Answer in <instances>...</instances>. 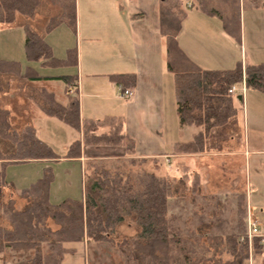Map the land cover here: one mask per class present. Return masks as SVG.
<instances>
[{
    "label": "crops",
    "instance_id": "0c3cea01",
    "mask_svg": "<svg viewBox=\"0 0 264 264\" xmlns=\"http://www.w3.org/2000/svg\"><path fill=\"white\" fill-rule=\"evenodd\" d=\"M247 5L245 0H239L240 39L237 40L227 33L221 17L198 7L196 0H186V16L177 36L179 47L195 64L208 70L232 69L238 63L244 67L264 63V0H260L259 5ZM162 7L163 0H75L76 31L62 23L45 32L46 20L59 14L61 8L50 0L44 1L31 19L32 26L44 35L56 58L65 59L69 49L76 48L78 63L54 67L27 59V63L22 64L23 71L32 67L43 78L27 80L16 76L14 79L20 81L22 87L14 90L8 83L3 84L6 76L0 75V104L11 111L15 127L20 128L16 116L25 118L22 126H34L37 136L52 147L40 132L42 121L48 122L50 116L37 106L36 99L46 89L65 104L75 90L80 100L81 122L106 116L122 117L125 131L135 141L136 152L134 156H126L124 152L115 153L120 152L119 147L83 144L80 157L67 158L70 145L83 138L82 131L71 126L77 132L75 135L68 133L66 153L61 154L52 147L61 156L59 161L78 162L81 171L85 172L86 162L136 159L139 162L138 177L141 178L137 195L133 198L139 209L144 208L145 212L151 213L163 210L167 216L173 211V205L174 209L178 208L179 198L178 190L174 193L176 186L169 183L179 180L187 187L185 202L188 210H197L200 203L211 202L218 207L225 202L248 204V213L258 221L264 241L260 215L264 213V130L250 134L249 108H246L250 88L245 81L240 83V87L235 84L238 90L230 93L235 108L230 125L208 133L201 120L204 107L200 77L171 72L167 67ZM41 20L44 25L39 30L36 25ZM24 22L26 17L18 15L12 24L0 23V29L13 27L21 30L25 44ZM117 74H135L136 80L133 84L120 83L115 78ZM62 75L77 77L78 85L71 88L73 91L68 90L63 80L49 78ZM120 86L133 89V96L121 98ZM35 87L38 88L35 90ZM33 162L45 163L44 168L49 165L48 160L20 164ZM4 180L5 186L0 188V203L3 189L11 193L20 192L30 185L19 188L13 181L6 180V173ZM83 193L81 199H74L85 201V184ZM148 203L149 206L146 205ZM258 205H261L260 214L256 213ZM88 231L86 228L82 240L85 251L89 240H94L89 234L91 228ZM76 243L71 244L75 250ZM13 256L9 250L0 252V264H14L10 259Z\"/></svg>",
    "mask_w": 264,
    "mask_h": 264
},
{
    "label": "trees",
    "instance_id": "16d2710c",
    "mask_svg": "<svg viewBox=\"0 0 264 264\" xmlns=\"http://www.w3.org/2000/svg\"><path fill=\"white\" fill-rule=\"evenodd\" d=\"M44 1L46 0H0V23L12 24L18 15L26 17L23 27L26 35L25 52L29 61H41L44 65L54 67L77 65L76 48L69 49L67 58H56L44 35L32 26L31 19L39 12ZM50 1L57 4L61 12L46 20L45 32L62 23L68 24L76 31L75 0ZM185 1L163 0L161 21L162 33L167 38V67L171 72L200 77V96L204 107L201 120L207 132L213 133L217 128H227L230 119L235 115L229 93L233 85L245 81L247 88L264 93V63L247 64L245 67L238 63L234 68L226 70H208L195 64L181 50L177 41L182 21L186 16ZM248 3L259 5L260 0H245L246 6ZM196 5L221 17L227 33L237 40L240 39L239 0H196ZM2 74L27 80L43 78L34 68L26 67L23 71L19 61L7 59H0V75ZM49 78L63 80L68 90L78 85L76 76ZM115 78L120 83L126 81L129 84L136 80L135 74H117ZM40 95L36 104L45 114L57 117L74 129L82 131L83 138L70 145L65 157H80L83 144L116 146L122 148L126 156L135 155V141L125 131L122 117L106 116L100 120L84 119L81 122L80 100L75 90L65 104L60 103L55 94L46 89H43ZM60 158L51 146L37 136L34 126L27 124L21 128L15 127L11 111L0 104V188L5 186L6 168L10 164L37 160L59 161ZM52 181L53 168L48 165L44 168L41 178L21 189L20 194L29 198V203L23 209L16 207L13 198L0 205V218L7 221V226L0 227V252L9 250L19 255L21 260L14 264H62L65 254L75 250L71 244L84 240L86 228L89 231L91 228L88 232L93 237L96 234L88 222L87 212L90 206L96 211L102 204L100 181L95 180L89 186L86 185L85 201L67 198L59 203L50 200ZM176 192L177 189L174 190V193ZM177 206L178 208L174 209L173 205V211L167 216L160 209L155 213H145L142 208L143 223H140L142 229L139 236L121 242H115L113 239L107 242L111 241L123 251L126 264H245L250 259L252 250L259 252L264 247L263 236L253 237L250 245L244 211H241L238 223L229 231L224 228L217 229L219 231L210 236L206 233L207 229H215L218 225L205 220L204 216L207 214L203 208L199 210L202 217L191 221L190 217L186 218V214L180 222L183 228L176 227L174 223L182 216V207H179L178 203ZM178 209L180 213L177 212ZM211 215L208 214V218L212 217ZM49 219L59 227L52 229ZM121 220L122 218L119 219ZM99 227H102L101 223ZM102 230L104 228H100V231ZM225 254L230 258H226Z\"/></svg>",
    "mask_w": 264,
    "mask_h": 264
},
{
    "label": "rangeland",
    "instance_id": "374dc122",
    "mask_svg": "<svg viewBox=\"0 0 264 264\" xmlns=\"http://www.w3.org/2000/svg\"><path fill=\"white\" fill-rule=\"evenodd\" d=\"M247 10H249V8H247ZM43 25L44 21L41 20L36 26L39 30H42ZM21 32V30L13 27L0 29V59L17 60L21 65L27 63L25 44ZM1 76H6L3 79L4 85L8 83L10 88L14 90H18L17 87L19 86L22 87L21 82L14 79L16 76L3 74ZM236 85L240 87V83H236ZM37 88L38 87H35V90ZM247 93L248 92H246V97ZM249 93V102L247 98L246 108H249V129L251 134L260 129L264 130V93L255 89H250ZM15 119L18 123L17 126L21 128L25 118L21 116L17 118L16 116ZM42 122L43 125L40 131L42 132V138H46L57 152L65 154L69 147V145H66L68 133L75 135L77 131L68 123L57 117L50 116L48 122L46 120ZM246 125L248 127V121ZM43 133L45 135H43ZM119 150L120 152L116 151L115 153L120 154L124 152L122 148ZM108 152L106 151V153ZM119 159L120 158H114L111 160L86 162L85 172L81 171L78 162L49 161V163H47L53 168V181L50 186V200L52 202H59L66 199L68 196L81 199L84 194V184L86 191V185L89 186L95 180H99L102 187V204L98 206L96 211L93 206H90L87 212L88 222L92 225L94 233L96 231L93 237L95 241L89 240L86 247L87 252L85 251L83 241H78L75 244L76 250L65 257L63 264H126L123 251L119 249L118 246L113 245L111 241L107 242V240L113 239L115 242H121L124 239H131L139 236L142 229L140 223H143L141 215L144 212L142 213L141 209H139V204L133 198L137 195L139 178H141L138 177L139 162L136 159L131 160L132 158ZM44 164L40 162H33L28 165L20 163L10 164L6 168V180L13 181L19 188L27 186L38 177L43 176ZM169 184L173 185V187L176 186L179 196L178 205L182 207V216L174 223L176 227L180 226V222L184 220L182 218H185L186 214V218L190 217L191 221L202 217V214L199 212L201 208L205 210L207 215L212 214L210 218H208L207 215L204 216L206 218L205 220H207L208 223L214 222L213 224L218 225L215 229H207L206 233H209L210 236L216 234L217 231H219L217 229L222 230L224 228L226 231H229L234 227L238 223V216H240L241 211L245 212L246 222L249 211L248 204H243L240 201L236 203L225 202L224 204L222 203L221 207H218L211 202L207 204L200 203L199 208L197 207V210L193 212L187 209V204L185 202L187 187L184 182L180 183L179 180H174V182L171 181ZM14 191L16 190L14 189ZM9 198L15 199V205L18 209H23L29 203V198L24 197L20 192L11 193L10 190L3 189L0 205L8 203L10 200ZM262 198L264 199V197ZM146 205L149 206L150 204L148 203ZM178 210L177 212L180 213V210ZM256 213H261V205L257 206ZM260 215L263 220V227L261 230L264 231V213ZM192 217H194V219H192ZM121 218L122 220L119 221ZM100 223L102 227H99ZM49 224L52 229L59 227V225L51 219H49ZM5 225H7V221L4 218H0V227ZM180 227L183 228V226ZM100 228H104V230L100 231ZM157 230H159V227H157ZM12 256L13 257L10 259L13 262L21 260V257L17 254L15 255L12 253ZM225 257L230 258L228 255ZM245 264H264V247L259 252L252 250L250 259L247 263L245 262Z\"/></svg>",
    "mask_w": 264,
    "mask_h": 264
},
{
    "label": "built area",
    "instance_id": "2783aa9c",
    "mask_svg": "<svg viewBox=\"0 0 264 264\" xmlns=\"http://www.w3.org/2000/svg\"><path fill=\"white\" fill-rule=\"evenodd\" d=\"M119 89H120V96L123 99H129L134 94V90L133 89L123 88L122 86H120ZM237 90H238L237 86L233 85L229 89V93H231V94L235 93ZM247 236H248V240L250 241V245L252 243V238L253 237L262 236L261 233H260L258 221L252 216V214L250 212L248 213V216H247ZM250 256H251V254H250Z\"/></svg>",
    "mask_w": 264,
    "mask_h": 264
}]
</instances>
